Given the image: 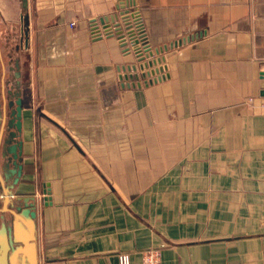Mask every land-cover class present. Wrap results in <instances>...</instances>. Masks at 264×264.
Masks as SVG:
<instances>
[{
    "label": "crops",
    "instance_id": "crops-1",
    "mask_svg": "<svg viewBox=\"0 0 264 264\" xmlns=\"http://www.w3.org/2000/svg\"><path fill=\"white\" fill-rule=\"evenodd\" d=\"M122 7L164 58L139 79L100 22ZM16 65L23 174L10 192L4 124L0 249L3 225L31 235L29 198L38 264H142L152 248L264 264V0H0L3 122Z\"/></svg>",
    "mask_w": 264,
    "mask_h": 264
},
{
    "label": "water",
    "instance_id": "water-1",
    "mask_svg": "<svg viewBox=\"0 0 264 264\" xmlns=\"http://www.w3.org/2000/svg\"><path fill=\"white\" fill-rule=\"evenodd\" d=\"M123 8V7H122ZM120 10L119 15L115 16L112 19V23H108V19L101 20V25L103 31L109 35H115L119 38L122 46L126 47V53L131 54L134 53L138 59L139 67L137 65L128 66L129 72H134L135 74L130 75L131 79H139L140 75L138 73L140 70L144 71L149 68L154 67L158 62L164 61V58L159 61L150 60V57L154 56V50L149 44V40L141 31H139L138 25L135 26L136 30L133 28L134 26L131 24L133 20V24L137 23L138 13L131 14L130 11L126 9H118ZM123 10V11H121ZM113 26V27H112ZM99 29L96 28L95 31ZM139 32H136V31ZM130 43V46L127 45ZM178 45V43L176 44ZM168 50V46H165L161 49H156V53L162 54L164 51ZM16 74L14 77L16 78L12 90L8 91V118L6 122L4 121V111L2 110V104L0 102V126L6 124V130L8 131L7 138L4 141L6 146L5 148V156H7V168L8 175L12 177V184L9 186V191L12 192L14 188L19 184L20 179L23 174V142L20 139L22 133V115H23V107L21 101V82L19 78V65H16ZM160 70H154L152 72H142L143 77L152 76L156 73H159ZM160 79L149 80L146 82V85L154 84L158 82ZM135 86V85H134ZM138 86H141L139 83ZM10 165L13 166V169H10ZM13 195V194H12ZM9 195H5L6 200ZM28 203H26L25 208H17L18 213L24 217L30 225L31 235H21L17 233L16 229L13 234L12 228L6 227V225L2 226L1 234H2V248L0 249V264H38V253L36 247V219L37 213L35 210V206L33 201H30L32 204H29V198H27ZM48 201V200H46ZM29 248L27 249V247ZM11 251V254H9Z\"/></svg>",
    "mask_w": 264,
    "mask_h": 264
},
{
    "label": "built area",
    "instance_id": "built-area-1",
    "mask_svg": "<svg viewBox=\"0 0 264 264\" xmlns=\"http://www.w3.org/2000/svg\"><path fill=\"white\" fill-rule=\"evenodd\" d=\"M139 17V16H138ZM137 23L133 24V20L131 22V24L134 26L133 28L136 30L135 26L138 25L139 27V31H141L144 35L145 32L142 29V24L140 19H137ZM72 26H74V24H72ZM138 30L136 32H139ZM147 37V36H146ZM130 45V43L128 44ZM120 264H130V258L128 255H122L120 256ZM142 264H162V251L161 249H148L146 251L143 252L142 254Z\"/></svg>",
    "mask_w": 264,
    "mask_h": 264
}]
</instances>
